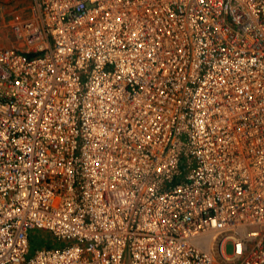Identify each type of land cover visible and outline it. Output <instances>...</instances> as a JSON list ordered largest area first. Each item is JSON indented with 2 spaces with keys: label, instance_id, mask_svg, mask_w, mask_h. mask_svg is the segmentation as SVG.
Segmentation results:
<instances>
[{
  "label": "built area",
  "instance_id": "obj_1",
  "mask_svg": "<svg viewBox=\"0 0 264 264\" xmlns=\"http://www.w3.org/2000/svg\"><path fill=\"white\" fill-rule=\"evenodd\" d=\"M30 10L0 41V264H264V0Z\"/></svg>",
  "mask_w": 264,
  "mask_h": 264
},
{
  "label": "rangeland",
  "instance_id": "obj_2",
  "mask_svg": "<svg viewBox=\"0 0 264 264\" xmlns=\"http://www.w3.org/2000/svg\"><path fill=\"white\" fill-rule=\"evenodd\" d=\"M32 0H0V41L4 45L16 44L18 40L16 35L11 29L9 20L18 16L19 19L28 18L31 15L30 6ZM32 232L39 233L41 236L44 231L39 228H33ZM226 252L231 250L230 241H226L224 244Z\"/></svg>",
  "mask_w": 264,
  "mask_h": 264
},
{
  "label": "trees",
  "instance_id": "obj_3",
  "mask_svg": "<svg viewBox=\"0 0 264 264\" xmlns=\"http://www.w3.org/2000/svg\"><path fill=\"white\" fill-rule=\"evenodd\" d=\"M50 236L49 234L44 233L42 236L37 232V233H33L31 232V234L28 235V241H29V246H39V245H46L47 243L41 242V240H49Z\"/></svg>",
  "mask_w": 264,
  "mask_h": 264
}]
</instances>
